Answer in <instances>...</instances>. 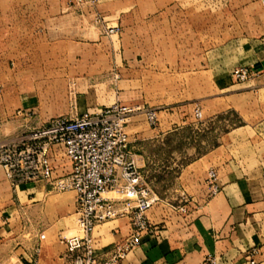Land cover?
I'll use <instances>...</instances> for the list:
<instances>
[{
  "label": "rangeland",
  "instance_id": "1",
  "mask_svg": "<svg viewBox=\"0 0 264 264\" xmlns=\"http://www.w3.org/2000/svg\"><path fill=\"white\" fill-rule=\"evenodd\" d=\"M22 7L42 6L37 0H0L2 134L9 137L27 124L36 127L50 118H73L112 105L154 109L156 125L150 126L137 113L126 130L135 149L149 156L140 172L154 199L152 209L160 204L171 212H187L194 192L185 184L190 170L186 167L233 134L241 138L234 132L239 128L264 123L262 0H124L122 6L111 1L101 10L109 20L96 6L85 8L98 23L94 26L101 32L98 41L84 40L96 38L88 34L92 23L85 19L78 34L71 28L66 32L70 39L64 46L62 40L49 41L55 33L47 28L48 41L38 35L32 40L34 47L23 45L36 34L8 24L7 9ZM106 27L119 31L107 35ZM77 35L79 43L89 45H76L72 37ZM241 68L257 76L235 82L233 71ZM228 78L237 88H222ZM195 109L201 111L200 119L194 117ZM158 124L166 131L162 138L137 140ZM259 131L264 137V127ZM38 185L42 183L12 187L0 167V227L21 239L35 225L56 241L58 228L66 237L75 234V208L65 213L60 207L63 195L74 193L45 196ZM42 213L46 219L38 221ZM177 217L173 216L175 222Z\"/></svg>",
  "mask_w": 264,
  "mask_h": 264
},
{
  "label": "crops",
  "instance_id": "2",
  "mask_svg": "<svg viewBox=\"0 0 264 264\" xmlns=\"http://www.w3.org/2000/svg\"><path fill=\"white\" fill-rule=\"evenodd\" d=\"M96 1L99 14L109 20L108 15L101 11L102 6L111 1H118L122 6L124 0ZM37 4L42 7L7 9L10 26L24 33L29 31L36 34L23 47H34L32 40L38 35L40 40L48 41L45 36L47 28L55 33L49 41L62 40L61 45L64 46V41L70 39L67 35L69 29L78 34L85 19L92 23L88 34L96 38L84 40L94 42L101 36L100 30L95 28L98 23L89 10L76 9L64 1L37 0ZM72 40L77 41L76 45H89L79 43V35L72 37ZM48 46L57 44L48 43ZM258 69L259 66L255 70ZM221 84L225 90L237 88L230 78ZM27 126L28 124L24 127ZM261 126L264 127V123L256 122L239 128L234 132L242 135L241 138L236 139L233 134L221 147L187 166L186 169L191 171L185 175V184L192 185L194 192L187 212H171L160 204L154 209L152 206L147 216L155 226L156 234L145 236L140 247L129 253L120 264H206L207 260H213L215 264H250V261L264 264V137H261L259 131ZM165 132L161 124H158L156 129L147 133L148 136L137 140H157ZM129 142V158L139 170L144 169L149 156L135 149V140ZM58 165L64 166V171L69 169L63 160L58 161ZM209 171L216 173L218 182V191L212 196H208L205 185ZM38 183H42L38 185V190L45 196L52 193L44 182ZM31 185L33 184L23 187ZM62 201V212L74 211L75 195L65 194ZM173 216H178L176 222ZM45 219L44 213L37 217L38 221ZM58 231L56 241L47 237V231H43L42 227L35 225L21 239L17 233H8L6 228L0 227V259L8 263L19 259L26 262L35 256V251L39 248L38 264H69L65 257V246L61 241L58 242V239L66 237V231L63 228H58ZM129 233L130 227L125 219L99 225L94 232L96 248L99 252L105 251ZM41 235L44 236L43 240L39 239Z\"/></svg>",
  "mask_w": 264,
  "mask_h": 264
},
{
  "label": "built area",
  "instance_id": "3",
  "mask_svg": "<svg viewBox=\"0 0 264 264\" xmlns=\"http://www.w3.org/2000/svg\"><path fill=\"white\" fill-rule=\"evenodd\" d=\"M57 1L76 9L94 8L97 2ZM105 31L107 35H115L119 29L106 27ZM256 76L242 68L232 74L233 80L239 83ZM137 113L142 114L150 126L158 122L154 109L112 105L73 118H50L9 137L0 130V167L12 187L44 182L52 192L74 193L76 233L61 239L69 264H120L140 247L145 236L156 232L147 216L154 199L140 170L129 158L126 130L131 117ZM201 116V111L195 109L194 117L200 119ZM62 160L68 164V170L58 165ZM205 185L208 196L217 193L214 171H209ZM108 194L114 196L108 197ZM119 219L128 221L130 233L99 252L95 245L96 228ZM39 239L43 240L44 236ZM39 252L37 248L29 261L19 259L9 264H38ZM206 264L215 262L207 260ZM250 264L255 263L250 261Z\"/></svg>",
  "mask_w": 264,
  "mask_h": 264
}]
</instances>
